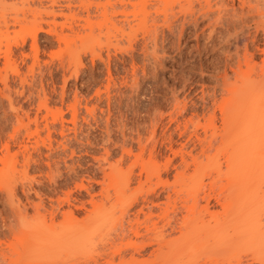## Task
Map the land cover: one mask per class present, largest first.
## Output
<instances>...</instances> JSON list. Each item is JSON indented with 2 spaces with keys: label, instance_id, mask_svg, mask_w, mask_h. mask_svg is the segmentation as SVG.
<instances>
[{
  "label": "bare ground",
  "instance_id": "6f19581e",
  "mask_svg": "<svg viewBox=\"0 0 264 264\" xmlns=\"http://www.w3.org/2000/svg\"><path fill=\"white\" fill-rule=\"evenodd\" d=\"M181 1L187 5L192 0H0V110L2 109L3 122H11V132L5 133L7 135L4 140H1L4 132L0 125V189L4 190L6 197L13 199L16 192L15 176L18 173L25 190V200L32 207V214L24 206L23 210L18 211L17 208L18 212L14 216L20 232L25 235L18 238L17 245L11 246L15 255L11 264H55L63 255H88L97 247L99 239L106 238L111 229L118 227H114L115 223L123 219L127 207L133 204L141 192V186L153 177L159 178L161 171L166 168V160L161 164L151 158L146 161L140 151L133 155V160L124 172L121 164H118L122 156L111 163L110 152L105 148L99 157H93L99 168L101 164L106 165L102 168L101 181L87 177V181H80L73 186V192L84 193L85 196L77 198L70 190L61 192L62 196L55 198L48 196L52 203L48 209L41 199L42 192L37 189L43 179L57 184L55 179L61 172V165L72 171V165L68 164L66 157L71 159L75 154L74 145L84 144L77 137L79 130L76 123L80 102L74 97L66 102L64 88L68 79L77 78L82 67V56L88 54L92 62L94 59L102 60L100 35L107 39L105 42L108 52L111 46L118 50L120 46L112 43L119 40L112 42L110 39L114 40L119 35V38L123 36L131 42L134 34L133 27L129 28V32H124L119 27L121 23L124 25L129 20L132 22L133 17L137 19V27L146 28L150 12L153 11L150 10L151 7L160 4L162 6L159 8L162 7L163 13L168 14L167 8L172 3ZM204 1L211 8L210 0ZM262 2L263 11L260 8L259 14L264 17V0ZM128 6L130 10L127 9ZM156 12L161 13L158 8ZM106 56L108 62L109 56ZM248 60L253 59L247 57L246 68L238 69L233 83H226L229 84L226 89L229 96L224 93L226 97L222 95L223 98L218 103L221 123L223 122L221 132L225 138L221 136L222 141L224 139L221 143H225V146L221 144L218 150L221 152L226 147L229 150H226L228 153L224 152L228 154L225 170L227 177L224 176L227 178L228 188L226 185L224 192L214 193L216 201L220 202L222 217L220 220L216 217L213 220L212 216L218 217L214 213L211 216L215 221L214 224L211 223L212 226H206L200 220L203 223H196L197 226L193 223L195 228L192 225L190 232H181L177 239L168 241L163 234L165 226L159 231L155 223L147 224L149 228L145 225V231L152 232L153 235L147 244L159 247L158 255L153 257V261L157 260L158 264H190L198 256L199 259L205 256L212 264H237L240 255L247 253L252 256L253 264H264V59L258 67V73L255 70L257 63L254 65ZM59 70L63 86L58 91L53 74ZM11 76L18 80V84L15 83L17 81L10 84ZM110 81L108 80L105 89L109 87ZM85 110L89 114L94 112L88 108ZM213 119L216 120L208 116L203 125L216 135ZM121 153L131 155V151L127 150H122ZM62 155L65 157H61ZM215 156L209 157L212 161L207 157L208 167H216L212 164L215 163ZM137 165L145 174V182L138 183L137 188L131 189V173ZM18 166L20 171L17 170ZM201 166L203 165L197 167ZM200 171L203 170L196 172ZM195 174L197 177L198 174ZM210 181L213 183V180ZM93 186L99 187L98 192L93 191ZM198 189L196 187L191 190L196 192ZM31 194L38 202L33 201ZM153 202L150 200L151 206L157 207L158 204L155 206ZM168 204L161 209L158 219L168 218ZM195 204L191 208V214L195 213ZM79 212L83 214L80 217ZM194 213L191 217L195 216ZM151 214L145 215V218L151 221ZM131 234L138 236L136 229ZM136 244L135 241L127 242L123 246L135 248ZM163 249L165 250L162 251ZM54 258L57 261L52 262Z\"/></svg>",
  "mask_w": 264,
  "mask_h": 264
},
{
  "label": "rangeland",
  "instance_id": "374dc122",
  "mask_svg": "<svg viewBox=\"0 0 264 264\" xmlns=\"http://www.w3.org/2000/svg\"><path fill=\"white\" fill-rule=\"evenodd\" d=\"M255 3L260 6L256 7ZM210 5L211 8L204 0H192L187 5L183 1L172 3L170 8H167L168 14L165 13V17L162 7L159 8L162 5H154L161 13H155L157 8L151 7L150 10L154 12H150L146 28L137 27V19L131 16L132 22L130 17L128 24L125 22L126 24L119 25L124 32H129L130 27L134 28L131 42L116 35V39L110 40H119L120 43L112 45L117 44V47H120L115 50L111 46L108 52L105 42L107 39L100 35L102 60L94 59L92 62L88 54L82 56V67L77 78L66 81L65 101L77 98L80 102L76 123L79 130L77 137L84 144H76L79 147L74 145L75 154L71 159L66 157L73 170H66L61 165V172L57 180L55 179L57 184L46 179L41 181L37 189L42 192L41 199L46 208L49 209L52 204L48 196L55 198L62 196L61 192L75 191L74 184L87 181L88 178L101 181L102 168L106 165L101 164L99 168L93 157H99L105 148L110 152L111 163L118 161L122 156L118 164H121V170L124 172L133 160V155L139 154L140 151L144 160L151 158L159 164L165 163L166 160L167 165L159 178L153 177L149 182H145V174L140 167H134L130 188H137L138 183H145L141 186L137 199L127 207L123 219L115 223L114 227H118L111 229L106 238H98L97 247L88 255H63L59 261L52 259V262L57 261L55 264H158L157 260L153 261V257L158 255L159 247L156 244H147L153 236L152 232L145 231L147 224L155 223L159 231L165 226L163 234L168 241L177 239L181 232L185 233L189 229L191 231L195 228L194 224L200 225V220H203L206 226H212L215 222L213 220H220L222 217L221 205L216 201L214 193L224 192L228 188L227 178H224L227 177L225 170L228 154L224 152L228 153L229 150L228 147L222 148L221 152L218 150L221 144L225 146V143H221L225 138L221 132L223 122L221 123L218 103L224 96H229L226 90L229 84L226 83H233L240 68H246L247 57L253 59L248 60L250 63H257L254 64L255 70L259 71L258 67L264 59V17L259 14L260 8L263 11L262 0H210ZM129 7L127 9L130 10ZM106 55L109 56L108 62ZM60 72L53 71L58 91V88L63 86ZM9 78L12 80L10 84L14 81L18 84L14 77ZM108 80L111 81L105 89ZM25 105L27 107V104ZM85 108L91 109L94 114L87 113ZM208 116L216 119L212 120L216 130L211 127L216 135L204 126ZM2 117L1 109L0 125L4 132L1 140H4L11 132V122H3ZM15 148L12 149L16 150ZM122 150L131 151V155H121ZM214 156L215 163L212 164L217 168H210L206 162L209 157ZM200 165L203 166L198 168ZM204 165H207L206 168ZM18 169L21 170L19 166ZM201 169L203 171L196 172ZM194 174H198L197 177ZM15 180L16 192L13 199L6 197L4 190L0 189V264H11V259L15 256L12 247L17 245L18 238L25 235L20 232L14 216L19 210H23L24 206L28 207L29 214H32V207H29L25 200V190L18 173ZM210 180H213V183ZM162 184H166V188ZM98 186H93L94 192H98ZM196 187L199 188L196 192L191 190ZM146 189L149 191L146 192ZM73 195L77 198L85 196L84 193L78 192H73ZM31 197L35 203L38 202L32 194ZM150 200L154 201L155 206L158 204V208L151 206ZM165 202L168 204L167 210L169 209L168 218L158 219L163 208L167 206H162ZM194 204L195 213L193 210L192 212L195 216L191 217L193 213L190 211ZM150 212L153 216L151 221L145 218ZM214 213L218 217L212 216ZM81 214L82 212H79L78 216L83 215ZM117 214L116 216H119ZM262 220L264 223V219ZM186 226L187 229L184 230ZM132 228L137 230V237L131 234L134 230ZM134 241L137 243L135 248L123 246L124 243ZM121 246L123 248L116 251ZM198 259L190 264H212L205 256ZM237 262L253 264L252 256L249 253L241 254Z\"/></svg>",
  "mask_w": 264,
  "mask_h": 264
}]
</instances>
